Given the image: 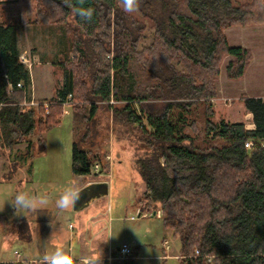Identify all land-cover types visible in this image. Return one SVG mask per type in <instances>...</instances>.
Masks as SVG:
<instances>
[{"label":"trees","instance_id":"obj_1","mask_svg":"<svg viewBox=\"0 0 264 264\" xmlns=\"http://www.w3.org/2000/svg\"><path fill=\"white\" fill-rule=\"evenodd\" d=\"M35 1L36 23L63 28L67 52L78 56L60 64L65 82L58 99L24 105L31 73L20 61L17 25L0 22L3 156L11 165L31 161L37 129L58 126L66 106L84 138L98 122V111L105 119L111 112L113 133L133 141L145 186L140 205L155 216L160 212L164 226L179 237L181 264H209L206 256L213 264H264V99H243L252 130L213 120L212 105L223 59L233 58L226 67L233 81L245 77L253 60L249 49L229 45L225 30L264 25V0H136L131 13L122 0ZM74 7L91 8L92 19H82ZM148 30L153 34L146 46ZM188 127L195 136L186 133ZM39 141L45 152L44 139ZM249 141L255 144L248 149ZM23 144L25 153L17 155ZM74 146V173L90 175L102 159ZM131 257L115 264H137V255Z\"/></svg>","mask_w":264,"mask_h":264},{"label":"rangeland","instance_id":"obj_2","mask_svg":"<svg viewBox=\"0 0 264 264\" xmlns=\"http://www.w3.org/2000/svg\"><path fill=\"white\" fill-rule=\"evenodd\" d=\"M234 1L242 3L251 0ZM35 18V0H0V22H20L23 30L20 31L19 41L21 47L28 52L25 57L28 58L31 51L35 52L39 59L47 62L44 74L48 75L46 78L49 81L42 87L49 96L53 95L52 99H58L57 96L65 82L64 71L60 64L63 60L69 62L77 59L78 54L73 51L67 52L66 41L69 37L63 28L56 25H40L36 23ZM225 33L226 37L228 36L229 45L247 47L252 52L253 60L245 77L242 80L233 81L229 80L226 75V67L233 58L226 56L223 59L221 74L216 84L217 98L220 100L217 98V100L214 99L215 102L212 100L213 107L216 104V110L214 108L216 116L213 120L222 119L230 124L241 123L248 128L254 124L253 117L249 114L243 99L257 97L264 99V25L234 26L225 30ZM152 34V30L147 31L143 41L144 45L147 46L151 43ZM20 61L27 64L24 58H20ZM220 89L225 91L228 96H224L222 93L218 94ZM32 102L30 100L24 105H32ZM44 102L46 101H35L33 106L37 107ZM116 105L122 106V104ZM66 109L69 114L62 116L58 126L44 133H40L37 129L32 139L34 141L33 158L28 163L19 162V165H11L10 161L5 164L7 160L3 158L0 151V226L5 230L2 233L3 236H6L4 239L5 250L1 257H13L14 250H22L24 253L25 247L30 249L31 256L34 257H43L46 246H48V251H51L49 243L51 237H47L49 238L47 241L46 238L41 239V237L34 239V234L29 236L31 227L37 226L40 222L49 224L47 226L49 228L45 227L49 230L48 233H51L53 224H61L64 227L63 230L59 225L63 235L58 233L56 236L55 232V237L61 240L59 241L61 245L59 243L57 245L64 247L69 253L73 252L74 254L80 251L78 243L71 238L72 235L75 237L74 234L81 233L79 212L76 211L75 205L66 211H59L54 205V200L60 190L69 181H76L79 186L85 180L96 178L94 176L97 168L95 165L92 166V174L85 175L86 178L82 181L73 174L72 157L74 145L77 143L83 150L91 152L90 157L96 156L105 162H108L111 157L114 161L119 157L124 160L122 166H112L109 173H105L103 177L99 178L108 182L107 202L99 201L97 203L94 201L95 205H100L101 213H108L105 222L109 228V237L116 236L109 239L108 248L116 251L125 243L132 246V243L135 242V249L138 251L137 264H181L178 258L180 243L173 236V230L166 228L158 215L151 214V211L142 209L143 207L140 205L145 186L141 174L136 170L131 137L125 134V139H123L124 135L117 131L113 133L112 113H106L105 119V116L102 115L103 110H100L98 111V122L95 125L90 124L89 133L84 138V130H74L71 107L66 106ZM107 125L108 130H106ZM198 125L199 133L203 132L201 131L203 124ZM150 130L152 129L150 128ZM131 133L134 135V132L131 131ZM186 133L195 136L194 131L189 127L186 129ZM118 134V139H116ZM41 138L45 142V152H40L41 143L39 140ZM25 148L26 144L19 145L15 152L17 155L23 154ZM102 164L103 168L109 166L108 163L104 165L103 162ZM30 165H32L31 173L28 172ZM12 171H14L15 178H13L14 176L10 179L6 178L5 174L11 176ZM17 189L28 193L49 192L52 200L44 210L25 211L21 214L19 210L16 212L11 204L7 203L9 197ZM140 210L144 212L139 217ZM146 213L149 214L148 217H144ZM83 216L86 215L83 214ZM132 217L136 219L133 220ZM73 228L75 230L71 233ZM21 236H26L31 244L26 246L24 241L16 242ZM104 241L102 240V242ZM165 241L168 242L169 248L163 247ZM122 261L118 259L114 263Z\"/></svg>","mask_w":264,"mask_h":264},{"label":"crops","instance_id":"obj_3","mask_svg":"<svg viewBox=\"0 0 264 264\" xmlns=\"http://www.w3.org/2000/svg\"><path fill=\"white\" fill-rule=\"evenodd\" d=\"M5 22V21H4ZM5 23H8V22H5ZM10 23H14L17 25V35H18V47H19V50H20V53H21V56L20 58H24L26 60V66L29 68L30 70V73H31V87H30V100H32L33 102L37 101H48V100H51L53 98V95L49 96L47 91L43 89V84L48 82L49 79L46 78L48 77V75H45L44 74V69L46 68L45 66L47 65V62L44 61L43 59H39L37 54L34 52H31L29 53V57L26 58L25 56L28 54V52L26 50H24L21 45H20V41H19V34H20V31L23 30L22 25L20 24V22H10ZM226 34V33H225ZM228 37V36H227ZM242 47V46H241ZM247 48V47H245ZM42 61V62H40ZM64 62V61H63ZM45 63V64H43ZM62 63V62H61ZM38 79H39V82H38ZM229 81V80H228ZM221 90V91H220ZM218 90V94H223L224 96H228L226 94L225 91H223L222 89ZM257 98H261V97H257ZM218 100H220L219 98H217ZM215 99V100H217ZM263 99V98H261ZM214 100V102H215ZM216 104H214V108H215ZM216 110V108H215ZM69 112L66 113V115H68ZM250 114V113H249ZM255 126L254 124L250 127H248L247 129H254ZM5 160H7V162H5V164H7L8 162H10V158L8 157H3ZM9 159V160H8ZM111 161V162H110ZM104 162V165H106L105 163H108L109 164V172H110V169L111 167H115L116 165H120L122 166V163L124 162L123 158H120L119 159H115L112 160V157L110 160H108V162L106 161H102V163ZM102 163H96L95 166L98 167L95 169V175L96 178L95 179H89V180H85V182H81L79 184V187L81 189H86L90 186H97L98 184H108V182H106V180H101L99 178L103 177L104 175L103 174H107L109 172L106 171L105 168H102L103 167V164ZM99 166H101V169H99ZM72 169H73V161H72ZM136 170H137V167H136ZM92 171L93 169L91 168V174H92ZM138 172V171H137ZM73 174L76 175L73 171ZM6 178H9V176H7L5 174ZM76 177H78L79 179L84 180L86 178L85 175H76ZM15 178V176L13 177ZM142 179V177H141ZM24 184V183H23ZM144 185V183H143ZM97 191H98V194L97 196H93V197H89V199L87 200L86 198L84 199L81 198L80 201H79V205H77V207H75L76 211L79 212V216L78 218L81 220V223H80V226H81V230L80 232L81 233H77V234H74L76 235L75 237L72 235L71 238L74 239V242L78 243V246H80V251H78L77 253H74L73 252H70V254L73 256V259H74V262L76 263V258L77 257H81V256H88V255H91L93 257H97L100 255V252H101V249H102V260H105L108 262V264H115L114 262L117 261L118 259L120 260H125V259H130L132 258L131 256L133 255H137V250L135 249L136 247V243L133 242L132 243V246H131V254L128 256V257H122L121 254H120V249L118 250H113L111 248H108V244H109V241H108V244L107 243H103L102 240H107L109 238V228H107V222H105V218L108 217V213L106 212H103L101 213L100 212V205H95L96 203L94 201H96L97 203L99 201H104L105 203L107 202V195L108 194H101L100 195V192H102V187H97L95 188ZM104 189V188H103ZM108 193H109V185H108ZM76 206V205H75ZM104 211V210H103ZM141 211V210H140ZM85 214L86 216H83V214ZM141 213V212H140ZM140 213L138 214L140 216ZM160 212H158V216L161 217V215H159ZM149 215V214H148ZM147 213L144 214V217H148ZM63 228L64 230V227L61 225V224H53L52 225V229L50 230L51 233H48L49 230L47 228V226H49V224H46L44 222H40L37 226L35 227H31L30 229V233H29V236L32 234H34V239L35 237H41V239L43 238H46V240L48 241L49 238L47 237H51L50 239V242H55L56 244L60 242L61 240L57 239L55 237V232H56V236L57 234L59 233L60 235H63V232L61 231V228L60 226ZM47 227V228H45ZM46 230H47V233H46ZM75 230V228L72 229L71 233H73ZM3 232H5L4 228L2 226H0V261L1 262H8V263H15L17 261H22L24 262V264H29V263H32V262H43V257H34V256H31V252H30V249L28 247H25V252L23 253L22 250H14L13 252V257H1V255H3V251L5 250V244H4V239H6V236H3ZM33 232V233H31ZM65 235H67V233H64ZM173 236L175 237V239L180 243V250H181V242H180V239L179 237H176L174 235V232H172ZM26 238V236H21V238L19 240H17L16 242H20L21 241H24V244L26 246H28L27 244H31V241L27 240L28 238ZM77 240V241H76ZM49 242V243H50ZM123 246V245H122ZM83 247V248H82ZM163 247L165 248H169V244L167 241H165L163 243ZM82 248V250H81ZM28 249V251H27ZM16 251L19 252V256L15 253ZM32 251V250H31ZM138 257V255H137ZM136 257V259H137ZM164 257H167V256H164ZM179 258V261L181 260V253H180V256H178ZM181 263V262H180Z\"/></svg>","mask_w":264,"mask_h":264},{"label":"clouds","instance_id":"obj_4","mask_svg":"<svg viewBox=\"0 0 264 264\" xmlns=\"http://www.w3.org/2000/svg\"><path fill=\"white\" fill-rule=\"evenodd\" d=\"M123 10L131 13L136 8V0H122ZM73 11L84 20H91L93 17V10L91 8L84 9L81 7H74ZM85 190L81 189L76 181H69L59 192L54 200V205L59 211H66L73 207L77 201L81 199V195ZM52 200L49 192H32L17 189L9 197L7 203L21 214L25 211L44 210ZM116 237V236H112ZM103 243H107L110 238ZM51 251L46 252L43 256V264H74L73 256L62 246L55 242H50ZM76 264H102V249L100 255L93 257L91 255L81 256L76 258Z\"/></svg>","mask_w":264,"mask_h":264},{"label":"built area","instance_id":"obj_5","mask_svg":"<svg viewBox=\"0 0 264 264\" xmlns=\"http://www.w3.org/2000/svg\"><path fill=\"white\" fill-rule=\"evenodd\" d=\"M17 87L19 88V89H21L22 88V83H20V84H18L17 85ZM9 90H10V92H12L13 91V86L12 85H10L9 86ZM112 103H113V101H112ZM32 105L34 104V102H32L31 103ZM45 106H46V108H48V104H45ZM254 142L253 141H249L248 143H246V147L249 149V148H252L253 146H254ZM260 146L262 147V148H264V143H260ZM108 159H110L109 157H108ZM98 168V167H97ZM159 215H161V213H159ZM141 216V215H140ZM139 216V217H140ZM132 219L133 220H135L136 218H134V217H132ZM18 256H19V252L18 251H16L15 252ZM120 254H121V256L122 257H128L130 254H131V246L129 245V244H127V243H125V244H123V246H122V248H121V250H120ZM201 255H200V252L199 251H196L195 252V254H194V257L195 258H199ZM206 258V260L209 262V264H213V257L212 256H206L205 257ZM15 263H21V264H24V262H22V261H17V262H15ZM0 264H9L8 262H1L0 261Z\"/></svg>","mask_w":264,"mask_h":264},{"label":"water","instance_id":"obj_6","mask_svg":"<svg viewBox=\"0 0 264 264\" xmlns=\"http://www.w3.org/2000/svg\"><path fill=\"white\" fill-rule=\"evenodd\" d=\"M97 187H102V192H100V195L101 194H108V184H98L97 186H90V187H88V188H86V189H84L85 191L82 193V195H81V198H83L84 197V199L86 198L87 200L89 199V197H93V196H97V195H99L98 194V191L95 189V188H97ZM104 188V189H103ZM80 201V200H79ZM79 201H77L76 203H75V207H77V205H79Z\"/></svg>","mask_w":264,"mask_h":264}]
</instances>
